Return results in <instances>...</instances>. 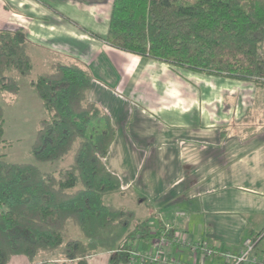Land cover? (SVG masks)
Wrapping results in <instances>:
<instances>
[{"label": "crops", "instance_id": "obj_1", "mask_svg": "<svg viewBox=\"0 0 264 264\" xmlns=\"http://www.w3.org/2000/svg\"><path fill=\"white\" fill-rule=\"evenodd\" d=\"M112 4L0 0V31L23 32L27 47L51 59L48 72L55 63L88 70L86 97L108 115L115 130L104 165L119 178L120 188L103 202L131 214L123 225L125 236L134 221H145L149 246L144 251H152L167 224L168 238L204 243L216 253L206 256L172 243L163 248L170 259L228 264L219 252L237 254L244 240L264 227V89L171 69L109 46L104 38ZM124 238L108 246L94 240L95 252L86 263L111 264ZM141 241H133V251L144 252L138 248ZM255 254L260 258L255 264H264V236ZM58 258L57 252L41 253L36 260L50 264ZM9 264L29 261L15 256Z\"/></svg>", "mask_w": 264, "mask_h": 264}, {"label": "trees", "instance_id": "obj_2", "mask_svg": "<svg viewBox=\"0 0 264 264\" xmlns=\"http://www.w3.org/2000/svg\"><path fill=\"white\" fill-rule=\"evenodd\" d=\"M104 41L172 69L264 89V0H113ZM27 49L20 30L0 31V96L16 97L18 78L31 73ZM90 85L88 70L72 63H55L51 72L30 80L49 114L30 148L34 160L57 162L76 148L70 166L57 173L0 156V264L15 256L38 264L39 254L54 252L60 258L50 264H87L96 235L129 222L130 213L103 202L120 188L119 178L104 165L115 130L108 115L87 99ZM4 123L0 104V145ZM69 224L83 240L69 234ZM263 236L264 227L252 235L254 249ZM137 239H149L145 221H134L111 264L130 260L126 252Z\"/></svg>", "mask_w": 264, "mask_h": 264}, {"label": "rangeland", "instance_id": "obj_3", "mask_svg": "<svg viewBox=\"0 0 264 264\" xmlns=\"http://www.w3.org/2000/svg\"><path fill=\"white\" fill-rule=\"evenodd\" d=\"M36 50L37 49H34L32 46L27 49L28 54L32 58L33 69L28 76L18 78L19 96L15 98L7 93L1 94L0 104L4 109L5 123L3 143L0 145V156L7 162L31 163L37 165L42 172L57 173L70 166L76 145L57 162L38 163L30 153V148L34 142L40 121L49 118V114L44 110L36 91L30 86V80L35 79L42 73L48 72L50 68L48 69L47 61H52L50 58H44L43 54ZM261 55L264 57V43ZM175 70H177V68H175ZM130 203L132 206L137 207L135 201L132 200ZM68 228L69 234L75 237L71 224L68 225ZM125 234V227L123 225H118L98 233L94 240L98 246H108L117 239L124 238ZM148 246V242L144 240L139 243L138 248L142 251H146Z\"/></svg>", "mask_w": 264, "mask_h": 264}, {"label": "built area", "instance_id": "obj_4", "mask_svg": "<svg viewBox=\"0 0 264 264\" xmlns=\"http://www.w3.org/2000/svg\"><path fill=\"white\" fill-rule=\"evenodd\" d=\"M164 233L160 237L152 242V251L139 252V251H127L130 260L138 261L140 264H179L178 261L170 259L164 252L163 248L171 246L173 244L185 245L192 252L197 253L202 251L206 256H215V252L207 247L204 243H191L185 239L174 236L172 239L168 238L167 233L170 230L169 225L163 226ZM219 254L229 263L228 264H246V263H258L260 258L255 254V249L252 245L251 239H245L241 250L232 255L228 252L221 251Z\"/></svg>", "mask_w": 264, "mask_h": 264}]
</instances>
